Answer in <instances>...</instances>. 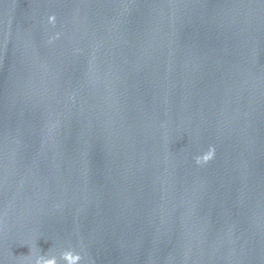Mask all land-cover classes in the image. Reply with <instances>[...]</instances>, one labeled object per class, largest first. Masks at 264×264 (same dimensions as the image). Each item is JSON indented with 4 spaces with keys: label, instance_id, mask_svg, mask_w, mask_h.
<instances>
[{
    "label": "water",
    "instance_id": "water-1",
    "mask_svg": "<svg viewBox=\"0 0 264 264\" xmlns=\"http://www.w3.org/2000/svg\"><path fill=\"white\" fill-rule=\"evenodd\" d=\"M93 264H264V0H189Z\"/></svg>",
    "mask_w": 264,
    "mask_h": 264
},
{
    "label": "clouds",
    "instance_id": "clouds-1",
    "mask_svg": "<svg viewBox=\"0 0 264 264\" xmlns=\"http://www.w3.org/2000/svg\"><path fill=\"white\" fill-rule=\"evenodd\" d=\"M38 264H39V262H38ZM43 264H53V261L52 260H44Z\"/></svg>",
    "mask_w": 264,
    "mask_h": 264
}]
</instances>
